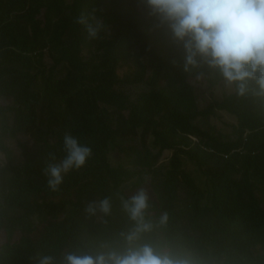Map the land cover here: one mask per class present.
<instances>
[{"label":"trees","instance_id":"16d2710c","mask_svg":"<svg viewBox=\"0 0 264 264\" xmlns=\"http://www.w3.org/2000/svg\"><path fill=\"white\" fill-rule=\"evenodd\" d=\"M81 13L102 25L97 39L74 22ZM183 65L145 0H0V264L125 248L134 222L121 198L156 169L165 179L148 211L168 220L138 243L198 264H264V97L249 82L246 95L233 88L200 108L191 80L213 89L223 79ZM218 112L236 120L233 138L214 132ZM65 132L92 156L53 191L43 170L64 157ZM19 135L21 159L7 144ZM104 197L110 214L85 212Z\"/></svg>","mask_w":264,"mask_h":264},{"label":"clouds","instance_id":"9594fccd","mask_svg":"<svg viewBox=\"0 0 264 264\" xmlns=\"http://www.w3.org/2000/svg\"><path fill=\"white\" fill-rule=\"evenodd\" d=\"M150 14L166 25L173 43L184 51L185 72L201 62L219 73L226 87L238 96L249 91L255 82V95L264 97V0H145ZM82 26L89 40L99 36L102 25L81 13L74 21ZM64 157L43 170L48 187L55 191L71 171L83 168L92 156V148L71 132L63 135ZM124 211L134 222L123 249L108 248L95 254L69 252L64 264H198L190 255L151 243H138L143 233L151 232L153 224L146 219L149 197L139 189L130 197L121 198ZM110 198L90 202L85 212L110 214ZM162 213L159 224L167 223ZM38 264H54L50 255L38 258Z\"/></svg>","mask_w":264,"mask_h":264},{"label":"rangeland","instance_id":"374dc122","mask_svg":"<svg viewBox=\"0 0 264 264\" xmlns=\"http://www.w3.org/2000/svg\"><path fill=\"white\" fill-rule=\"evenodd\" d=\"M111 32V31H110ZM128 68H124L120 71L121 74H124L127 72ZM130 72V71H129ZM192 84L195 86V92L199 96V105L200 108H205L210 101L213 99H219L221 100L224 96V94L230 93L233 91V88H228L225 86L224 83L217 85L215 88H209L208 83L206 79L204 78H197L191 80ZM135 92L141 91L139 88H136L134 90ZM2 103H5L3 100H1ZM211 123L214 126V132L216 134H219L222 139L226 138H233L234 134L233 131V125L236 124V120L231 117L229 114L225 112H218L217 116H213L211 118ZM27 136L19 135L17 138L9 139L7 141V144L14 150L15 155L18 159H21V149L18 145L19 141L27 140ZM152 138H149L148 143H151ZM135 145L140 146L139 139L135 140L133 142ZM154 151H157V149L153 148ZM171 155V152L166 151L163 155L164 159L168 158ZM122 159V155L119 153H114L112 155V161L118 160L120 161ZM5 160L4 154L0 151V163H3ZM165 171L156 169L155 173L153 174V177L150 181L146 182L141 188L135 189L131 191V195H133L136 191L139 189H144L149 197V200H153L154 202L157 201V193L156 190H154L155 186H161L165 179ZM162 214V211L159 209H156L154 206L153 208L148 211V218L152 224L153 229L159 231L163 228V225L159 224V218ZM1 240V237H0Z\"/></svg>","mask_w":264,"mask_h":264}]
</instances>
